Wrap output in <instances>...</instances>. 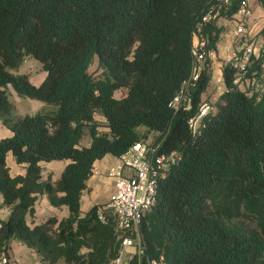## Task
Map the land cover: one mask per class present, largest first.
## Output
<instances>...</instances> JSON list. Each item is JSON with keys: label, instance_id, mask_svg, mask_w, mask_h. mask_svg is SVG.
Here are the masks:
<instances>
[{"label": "trees", "instance_id": "1", "mask_svg": "<svg viewBox=\"0 0 264 264\" xmlns=\"http://www.w3.org/2000/svg\"><path fill=\"white\" fill-rule=\"evenodd\" d=\"M258 2L264 9V0ZM219 5L0 0V121L13 134L0 141V208L10 210L0 221V254L17 241L42 264H115L122 252L117 219L104 204L84 214L83 193L97 162L154 136L160 153L178 152L181 159L160 181L155 208L141 219L142 254L126 264H264V91H256L264 87V51L251 71L253 95L237 89L226 64L227 90L196 132L191 121L208 73L193 90L191 111L170 106L192 74L194 36L202 30L208 49L217 48L222 29L203 20ZM237 10L234 0L221 15L231 18ZM259 37L264 50V29ZM27 58L45 73L39 86L16 73ZM96 59L98 77L90 72ZM12 90L46 108L18 117ZM9 155L26 165L25 175L11 176ZM51 162L67 164L57 179H44L42 164ZM44 196L67 215L34 222Z\"/></svg>", "mask_w": 264, "mask_h": 264}, {"label": "built area", "instance_id": "2", "mask_svg": "<svg viewBox=\"0 0 264 264\" xmlns=\"http://www.w3.org/2000/svg\"><path fill=\"white\" fill-rule=\"evenodd\" d=\"M233 1L220 0V5L205 16L203 25L213 24L217 29H222L221 39L216 50H209L202 30L194 36L192 54L195 65L192 74L182 84L170 105L175 111H191L193 90L202 74L208 73V89L198 104L197 118L191 121L194 132L197 131L202 118L216 113L217 101L227 90L224 77L226 64L235 72L234 84L239 91L253 95L256 88L255 72L251 71L264 51L263 40L259 37V33L264 29V15H255V0H235L238 1L237 12L231 18L222 16L221 9L228 8ZM262 13L264 14V11ZM226 40H230V43H226ZM222 44L226 54L221 60L223 64H218ZM261 68L264 70V62H261ZM256 91L262 92L264 87ZM114 159L115 162L106 170L107 178L113 182V191L104 205L116 217L117 228L121 233L122 252L115 264H126L134 254H142L139 239L141 219L155 208L159 183L167 177L172 167L178 164L181 155L178 152L160 153L159 146L154 142H145L135 144L128 152ZM99 173V168L95 167L93 176ZM100 218L104 219L103 216ZM132 234L136 236L135 239L130 236ZM129 249H132L133 253H127ZM0 264H12L8 252L0 254ZM149 264L166 263L163 260H153Z\"/></svg>", "mask_w": 264, "mask_h": 264}, {"label": "crops", "instance_id": "3", "mask_svg": "<svg viewBox=\"0 0 264 264\" xmlns=\"http://www.w3.org/2000/svg\"><path fill=\"white\" fill-rule=\"evenodd\" d=\"M255 15H256V10H255ZM226 43H230V40H226ZM226 54V51L224 49V45L222 44L220 46L219 50V59H224ZM223 64L222 61H218V64ZM44 78L41 80H37V82L32 83L35 86H39ZM12 132L7 129L5 126H3L2 122L0 121V141L11 138L12 137ZM108 157V156H107ZM105 157L102 161H99L96 163L95 167L99 168V175L93 176L90 181H89V188L83 193L82 197V203H81V208L82 212L85 214L87 213L90 209H92L94 206L102 204V203H107L110 195L112 194L113 191V182L112 180L108 179L106 176V170L107 167L113 164L115 161L114 157H112L113 160H106L108 159ZM67 162L65 164H59L56 162H51V163H43L42 167L44 168L43 172V177L44 179H47L48 177H52L55 179L56 176V168H62L61 170L63 171ZM7 165L10 170V174L12 177L16 176H23L26 173V165H18L12 155H9L7 158ZM60 171V173L62 172ZM106 200L105 202H103ZM3 204V197L0 195V206ZM67 215L66 208L63 207L61 209L55 208L50 205V203L47 200V197H41L36 205V217L39 220L44 221L45 218L47 217H57L58 219H62ZM10 216V210L6 207L0 208V221L7 220L8 217ZM38 223V222H37ZM127 253H133V251H129ZM8 254L10 255V258L12 260L13 264H42L39 261L38 256L32 252L30 249H28L26 246L13 241L10 244Z\"/></svg>", "mask_w": 264, "mask_h": 264}, {"label": "rangeland", "instance_id": "4", "mask_svg": "<svg viewBox=\"0 0 264 264\" xmlns=\"http://www.w3.org/2000/svg\"><path fill=\"white\" fill-rule=\"evenodd\" d=\"M254 4H255L256 16L257 17L263 16L264 14L262 12L264 10L260 6L258 0H255V3ZM221 60L222 59H219V57H218L217 61H221ZM98 70H99L98 69V60L96 59L95 62H94V65L91 67L90 72L92 74H94L95 77H98L101 74V71H98ZM16 73L17 74H29L30 77H31V80L33 82H37V80H41L42 78L45 77V73L42 71V68H41L40 64L36 60H34L32 58H27L26 61L24 62V64L21 66V68ZM120 96H122V95L121 94H118L117 95V97H120ZM10 99H11V101L13 102V104L15 106V112H16V115L18 117H24L26 115H34L37 112L41 111L42 109L46 108V104H44V103H42L40 101H37V100L29 99V98H21L13 90L11 91V97H10ZM153 141H154V136H151L147 142L153 143ZM88 144H89V138L87 137L85 139V141H84V145H88ZM107 158L108 159H106V160H108V161L109 160L110 161L113 160L112 159V156H108ZM56 163L65 164V162H56ZM61 169L60 168H56L55 169L56 170L55 179H57L59 177L60 171H62ZM88 188H89V182H88ZM105 201L106 200H104L103 202H105ZM102 204H105V203H102ZM48 218L49 217L45 218L44 221L41 220V218L38 220L37 217H36V215H35V217L33 218V220L36 223L37 222L38 223H43ZM130 250L133 251L132 249H129V251Z\"/></svg>", "mask_w": 264, "mask_h": 264}]
</instances>
